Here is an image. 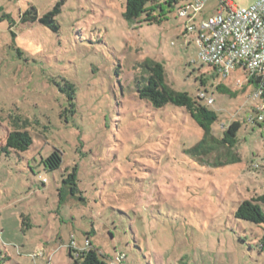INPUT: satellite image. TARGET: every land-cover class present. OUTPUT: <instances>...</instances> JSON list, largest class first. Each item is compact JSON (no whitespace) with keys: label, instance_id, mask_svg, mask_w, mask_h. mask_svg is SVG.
Here are the masks:
<instances>
[{"label":"rangeland","instance_id":"obj_1","mask_svg":"<svg viewBox=\"0 0 264 264\" xmlns=\"http://www.w3.org/2000/svg\"><path fill=\"white\" fill-rule=\"evenodd\" d=\"M124 1L0 0V145L11 117L27 122L32 140L25 152H0V264H74L87 243L126 264H264V224L234 216L264 194L254 87L242 70L222 78L198 62L180 5L154 13L160 22L143 14L132 24ZM57 4L55 30L31 19ZM217 11L208 1L194 22ZM148 60L173 90L213 98L199 102L216 119L211 137L184 109L138 98ZM234 121L228 147L222 131ZM53 153L61 163L49 170Z\"/></svg>","mask_w":264,"mask_h":264},{"label":"trees","instance_id":"obj_2","mask_svg":"<svg viewBox=\"0 0 264 264\" xmlns=\"http://www.w3.org/2000/svg\"><path fill=\"white\" fill-rule=\"evenodd\" d=\"M186 1L187 0H125L123 17L129 23L135 24L144 14L145 21L149 23L160 22L158 19L159 17L153 15L154 13L158 12L160 15H163L165 9L169 11ZM57 12H59L58 4L42 17H33L31 19L37 20L41 24L49 25V27H52L53 30H55L56 27L54 26L53 16ZM27 13L28 12L22 14V23L27 21V18H25ZM141 68L142 72H140V75L137 76L135 80V91L140 100L148 102L155 109L162 108L165 105H172L184 109L197 126L202 129L204 132V138H207L208 136L211 137V128L216 119L211 111L199 103L203 100L200 99L198 95L196 99L193 100L186 93L175 91L167 86L164 69L162 65L157 62L150 60L144 61ZM217 90L223 93L228 92L223 86H217ZM70 99L72 98L70 97ZM249 120L255 122L251 118ZM10 121L11 127L10 129L5 130V137L3 143L0 145V152L9 155L11 153H22L27 151L32 144L31 136L26 130L27 122L22 121L19 117H11ZM239 128V122L234 121L230 123L222 131L223 136L221 143L228 147L234 146ZM202 142L203 141H201V143ZM197 156H199V154H197ZM200 157L201 156H199L197 160H200ZM233 162H235V160L230 159L226 164ZM44 163L47 169L54 170L60 166L61 158L57 153H53L45 159ZM67 181H71L72 185H74L72 176H69ZM257 203L264 204V194L240 202L234 212V216L237 219L256 225L264 224V213ZM83 248H86L87 250L84 252L78 251L76 253L74 264H110L115 257L113 256L107 261L106 257L96 249L92 248L89 243ZM262 249H264V244H262ZM71 252L72 251L70 250V256Z\"/></svg>","mask_w":264,"mask_h":264},{"label":"built area","instance_id":"obj_3","mask_svg":"<svg viewBox=\"0 0 264 264\" xmlns=\"http://www.w3.org/2000/svg\"><path fill=\"white\" fill-rule=\"evenodd\" d=\"M208 1L187 0L177 11L179 18L186 19V33H194L197 60L222 78L242 70L246 83L254 85L252 98L261 101L254 121L264 122V0L247 8L234 6L231 0H215L217 13L195 23ZM198 97L207 105L213 104V98L203 92ZM110 264H126L124 255L116 254Z\"/></svg>","mask_w":264,"mask_h":264},{"label":"crops","instance_id":"obj_4","mask_svg":"<svg viewBox=\"0 0 264 264\" xmlns=\"http://www.w3.org/2000/svg\"><path fill=\"white\" fill-rule=\"evenodd\" d=\"M253 87H254V85H253Z\"/></svg>","mask_w":264,"mask_h":264}]
</instances>
